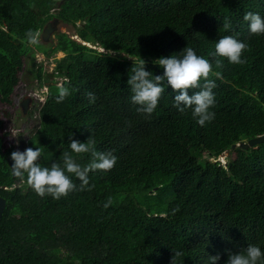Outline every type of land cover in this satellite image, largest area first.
Returning <instances> with one entry per match:
<instances>
[{"label": "trees", "instance_id": "1", "mask_svg": "<svg viewBox=\"0 0 264 264\" xmlns=\"http://www.w3.org/2000/svg\"><path fill=\"white\" fill-rule=\"evenodd\" d=\"M264 15V0H0V104L11 98L24 60L35 52H57L55 76L34 131L24 146L41 148V166L62 165L69 136L116 157L107 171L88 173V185L53 199L38 196L26 176H11L0 115V264H206L207 255L237 251L247 244L264 249V141L233 145L264 134V35H249L245 12ZM56 18L73 34L56 33L48 49L28 43ZM227 21L228 30L223 25ZM239 33L248 44L242 64L224 60L213 71L215 113L197 125L190 110L172 107L167 88L151 115L129 102L127 74L140 57L154 75V59L192 47L214 50L223 35ZM76 36L79 41L74 40ZM93 46V47H89ZM60 86L70 93L57 100ZM95 100L89 103L86 93ZM23 146V149H24ZM227 163L216 159L224 152ZM233 154L234 160H230ZM83 168L91 152L73 154Z\"/></svg>", "mask_w": 264, "mask_h": 264}, {"label": "clouds", "instance_id": "2", "mask_svg": "<svg viewBox=\"0 0 264 264\" xmlns=\"http://www.w3.org/2000/svg\"><path fill=\"white\" fill-rule=\"evenodd\" d=\"M242 21L246 24L249 35H264V15L248 11L243 14ZM223 27L228 30L230 25L225 21ZM40 35L39 31H30L27 34L28 43L38 44ZM238 37L239 33L221 36L215 41L214 50L207 52V57L197 54L189 46L167 57H158L151 61L162 69V74L158 75H154L151 70H146L145 61L139 57L131 66V75L127 74L125 82L130 91L129 102L136 106L138 113L151 115L167 88L173 93L172 107L178 112L184 113L190 110L192 118L200 126L210 122L215 116L211 110L215 104L213 89L216 83L213 77L216 79L221 77L220 71H213V64L219 67L224 60L229 64L244 62L242 53L247 51L248 44ZM69 93L68 86H60L57 100L62 101ZM86 95L89 103L94 102L95 96L91 92ZM68 148L70 151L63 153L62 165L53 163L50 167L41 166L40 147H27L23 151H13L10 153L12 161L10 168L14 175L26 176L27 184L38 196L51 195L53 199H59L76 188L71 176L81 182L80 188L83 189L85 185H88L89 171H107L116 162V157L110 152L93 149L90 139L87 143L80 142L72 139L70 135ZM86 152H91L92 159L82 168L73 154ZM208 159L214 162L216 160ZM182 255L183 252L180 250L172 252L170 264H176V258ZM225 255L223 264H264V249L256 244H247L237 251L225 250ZM219 261V253L207 255L206 264H218Z\"/></svg>", "mask_w": 264, "mask_h": 264}, {"label": "rangeland", "instance_id": "3", "mask_svg": "<svg viewBox=\"0 0 264 264\" xmlns=\"http://www.w3.org/2000/svg\"><path fill=\"white\" fill-rule=\"evenodd\" d=\"M56 33H65L71 35L73 34V29L68 25L59 22L52 36L47 42L43 43L41 47L44 49L51 48L56 43ZM72 38L79 41L76 36H72ZM88 46L93 47L90 45ZM62 57H64V54L61 52H57L50 57H46L42 53L35 52L33 58L29 57L28 59L24 60L22 73L20 74V81L14 88V94L11 97L15 103L13 106L0 104V115L2 114V111H6V113H8L10 116L9 118H5L4 115H1L2 120L6 123V127L3 131L9 133V136L5 137L3 140V145L5 148L14 147L15 151L19 150L17 137L21 136L20 134L23 132L22 130L25 128V133L23 135L24 138H28L31 132L34 131L38 121V109L44 103L48 91V89L44 86L38 87V82L35 78V72L40 69L43 79L46 78V75H50L47 77V82H56V84L59 86L61 79L60 77L55 76V67L56 61ZM26 97H29L31 100L28 104L26 113L23 114L19 104L22 99ZM34 103H36L38 109L34 114H32V116H28L27 113L30 111ZM25 148L26 146H24V149ZM226 156H229V152L225 151L221 157L215 161H219L221 164L225 165L227 163ZM229 159L234 160L233 154Z\"/></svg>", "mask_w": 264, "mask_h": 264}, {"label": "water", "instance_id": "4", "mask_svg": "<svg viewBox=\"0 0 264 264\" xmlns=\"http://www.w3.org/2000/svg\"><path fill=\"white\" fill-rule=\"evenodd\" d=\"M60 21L56 18L51 19L50 21H48L44 27L42 28V30L40 31V43H45L49 40V38L52 36V34L54 33V31L57 28V25ZM30 102V98L26 97L24 99H22V101L19 104V107L21 108V111L23 114L26 113L27 109H28V104ZM18 140V145H19V151H23V146H24V142H23V138L22 136H18L17 137ZM264 141V135L261 136H256L252 139H249L247 141L241 142L239 144L233 145L232 148L234 147H240L243 149H247L248 147H254L256 145H258L259 143ZM12 161L10 159V155L7 157V164L8 167L10 169L11 172V176L15 177L16 175L13 174L10 165H11ZM5 208V200L3 198L0 197V218L2 216V213L4 211Z\"/></svg>", "mask_w": 264, "mask_h": 264}]
</instances>
